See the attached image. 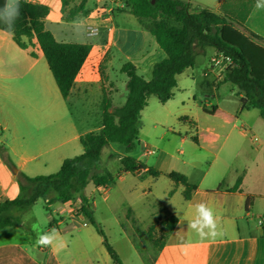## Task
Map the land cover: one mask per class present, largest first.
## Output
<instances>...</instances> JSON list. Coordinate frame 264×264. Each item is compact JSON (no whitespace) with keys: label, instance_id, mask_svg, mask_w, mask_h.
Segmentation results:
<instances>
[{"label":"crops","instance_id":"1","mask_svg":"<svg viewBox=\"0 0 264 264\" xmlns=\"http://www.w3.org/2000/svg\"><path fill=\"white\" fill-rule=\"evenodd\" d=\"M26 1L49 7L44 25L57 41L88 44L90 51L69 95L63 97L36 39L29 42L24 38L28 47L22 48L12 33L0 29V148L4 154L0 153V196L8 199L19 195L21 173L27 176L56 173L65 159L83 153L81 136L99 132L103 126V88L112 91L114 106H122L126 101L128 77L121 72L124 63L131 62L138 74L149 80L154 65L166 58L155 36L131 12L130 0H88L89 14L78 19L96 25L99 36L87 42L80 39L83 30L79 25L73 26L75 20L64 19L61 0ZM189 1L195 9L217 14L222 13L225 2ZM255 5L256 1L239 28L264 39V8ZM215 54L212 46L197 48L193 67L177 75L173 97L161 103L151 95L141 111L139 141L128 155L164 174L155 177L146 171L134 174L123 171L120 162V156L126 155L123 146L109 143L102 149L101 163L113 175V183L106 191L92 181L85 188V196L94 209L97 196L105 200L121 196L126 211L114 215V220L120 227V236L126 238L141 264L145 262L135 244L138 229L148 231L154 223L160 229L161 222L171 215L177 218V224L150 264H264V136L251 137L252 150L246 145L250 133L257 130L264 133V119L257 108L240 109L243 93L236 85L225 77L214 81L213 74L204 72ZM152 97L159 101L158 109H150ZM205 106L216 109L207 114ZM172 120L176 121L177 129L171 127ZM188 124L194 134L188 135ZM162 128L179 139L182 148L179 157L174 156L178 167H161L163 160L152 157L156 155L154 150L138 153V149L151 142L150 133L155 135ZM188 138L196 148L186 144ZM185 144L188 150L183 148ZM170 171L186 175L197 187L190 199L183 196V185L175 184L165 175ZM74 201L73 206L79 208L81 200ZM201 202L213 209L221 233L215 239H201L188 228L195 216L194 206ZM71 203L48 207L51 210L56 206L55 214L47 216V232L55 228L59 233L63 240L59 251L40 246L30 238L20 241L5 236L25 226L22 215L19 224L0 230V248L18 246L37 264H46L51 254L59 264H117L95 227L84 216L69 212L73 208ZM54 219L60 220L53 223Z\"/></svg>","mask_w":264,"mask_h":264},{"label":"trees","instance_id":"2","mask_svg":"<svg viewBox=\"0 0 264 264\" xmlns=\"http://www.w3.org/2000/svg\"><path fill=\"white\" fill-rule=\"evenodd\" d=\"M64 19L76 20L89 14L88 0H61ZM256 0H225L222 13L208 9H195L189 0H130L131 12L140 23L156 38L166 58L156 63L152 76L146 80L139 75L131 62L121 67L127 77L126 101L122 106L112 103V91L104 87L101 103L102 129L81 136L83 153L63 161L61 168L48 175H19L20 193L16 198L0 196V230L20 223L22 213L33 207L39 198L44 200L46 208L55 203H69L79 198L81 206L77 213L84 216L102 235L104 245L117 264H123L116 250L110 245L103 230L98 225L90 200L85 196L89 182L97 187L113 183V175L101 163L102 149L109 143L123 146L126 155L120 156L122 169L136 173L146 171L158 177L163 172L147 166L142 161L128 155L138 144L140 114L148 104L151 95L161 103L167 102L174 95L177 75L192 68L197 48L212 46L217 54L229 56L232 63L225 72V79L236 85L243 96L241 110L257 108L264 119V39L253 32H244L239 28L249 15ZM5 0H0V7ZM20 16L9 30L3 23L0 29L13 34L15 42L22 48L36 39L43 51L49 68L63 97H67L74 79L85 62L90 46L81 43L57 41L53 34L45 29L44 18L49 14V7L20 0ZM104 80V66L101 65ZM215 107H204L207 114H213ZM1 155L3 150L0 148ZM11 163V162H10ZM167 175L175 184L184 186L183 196L190 199L196 186L191 184L186 175L170 171ZM241 180L239 179L237 185ZM250 198H247L246 207ZM177 224L173 215L166 217L160 226V250ZM264 229V224H263ZM153 240L156 238L152 237ZM0 264H37L18 246L0 248ZM46 264H59L51 254Z\"/></svg>","mask_w":264,"mask_h":264},{"label":"rangeland","instance_id":"3","mask_svg":"<svg viewBox=\"0 0 264 264\" xmlns=\"http://www.w3.org/2000/svg\"><path fill=\"white\" fill-rule=\"evenodd\" d=\"M76 0L75 2H78ZM126 94V88L124 90ZM152 101L150 102V109L155 110L158 109L159 101L152 97ZM157 104V105H154ZM171 127L177 129L176 121H171ZM189 129L188 135L194 134V129L191 124H188ZM184 134V133H183ZM185 135V134H184ZM258 136L263 137V131H255L254 133H250L246 139L247 148L252 150L253 145L250 142L251 137ZM151 142L148 146H145L142 149H138V153L140 151L145 150H154L156 155H152V157L159 156L161 160H163L161 167L167 169L171 165H179V162L176 163V158L174 156L179 157V149L182 148L179 143V139H177L168 129H159L155 135L150 133ZM190 147H195L191 138H188L187 143ZM184 145L183 148L188 150L189 146ZM143 147V146H142ZM196 148V147H195ZM262 158L264 159V154H262ZM209 158L205 161V165L208 163ZM115 164V163H114ZM108 187V186H107ZM121 196L111 197L107 200L97 196L96 198V207L93 209L94 217L98 221V225L103 230L105 236L108 239V242L114 247V249L119 253L120 259L123 260L125 264H141V261L138 260L134 256L133 250L130 249L129 244L126 241L125 237H121L119 234V225L114 220V215H122L126 208L120 202ZM74 200L72 201V210L69 209L70 213H77V207L73 206ZM68 206V205H67ZM46 208L44 200L39 198L37 202L33 205V207L27 212L22 213V218L26 222L24 227H18L17 229L10 231L5 236L9 239H18L20 241L25 240L26 238H30L32 242H36L38 234L47 232V216L51 214H55L56 206H53L52 209ZM60 218L64 219V216ZM60 219H54L52 222L57 223ZM100 223V224H99ZM125 223V221H123ZM158 224L154 223L151 225L148 231L141 232L138 229L135 236V244L140 253L141 259L145 264H150L155 257V254L158 249V243L161 239V234L159 233L160 229H158ZM64 227V226H62ZM135 228L137 229L136 225ZM152 237L156 238L155 240Z\"/></svg>","mask_w":264,"mask_h":264},{"label":"clouds","instance_id":"4","mask_svg":"<svg viewBox=\"0 0 264 264\" xmlns=\"http://www.w3.org/2000/svg\"><path fill=\"white\" fill-rule=\"evenodd\" d=\"M257 8H264V0H256ZM20 0H5L0 7V23H3L11 30L20 16ZM83 30L80 33V39L84 42L97 39L99 29L96 25L85 23L83 20L77 19L73 21V26H77ZM195 216L188 223V228L195 231L201 239H215L221 233L217 230V221L213 209L206 203H197L195 206ZM36 243L40 246L51 247L54 252L59 251L63 247V240L55 228L49 232L38 234Z\"/></svg>","mask_w":264,"mask_h":264},{"label":"built area","instance_id":"5","mask_svg":"<svg viewBox=\"0 0 264 264\" xmlns=\"http://www.w3.org/2000/svg\"><path fill=\"white\" fill-rule=\"evenodd\" d=\"M92 25V24H91ZM232 63L229 56H224L223 54H215L209 60L207 67L205 68V73L208 75L213 74L214 81H221L225 77V72L228 66ZM151 152V151H149ZM102 191H106L107 186H100ZM263 221H261L262 223Z\"/></svg>","mask_w":264,"mask_h":264}]
</instances>
